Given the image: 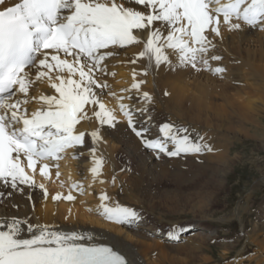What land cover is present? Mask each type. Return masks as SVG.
<instances>
[{
  "label": "snow or ice",
  "instance_id": "obj_1",
  "mask_svg": "<svg viewBox=\"0 0 264 264\" xmlns=\"http://www.w3.org/2000/svg\"><path fill=\"white\" fill-rule=\"evenodd\" d=\"M222 25L228 31L241 30L242 25L264 31V0H0V186L22 195L20 186L39 187L47 200L45 185L36 184L37 165L45 179L55 167L58 179L63 154L85 146L86 136L93 145L88 149L90 171L93 180L98 179L106 163L96 155L101 129L115 127L118 121L103 100L109 86L98 82L96 73H106L108 61L119 56L120 49L142 45L130 62L146 60L144 76L165 66L173 72L205 70L224 78L226 68L210 64L222 59L213 52ZM136 75L133 70L134 81ZM142 83L131 86L142 106L134 111L120 103L119 108L145 148L169 157L213 151L203 136L194 139L188 128L172 123H161L159 135L150 138V128L135 114L147 113V123L151 122L148 105L153 98L140 92ZM40 86L54 94H42ZM32 104L39 107L30 110ZM86 106H92L91 116ZM92 117L99 123L95 130L77 128ZM115 180L113 176V184ZM72 188L84 193L82 184L73 183ZM62 199L72 202L75 196L70 191L52 197ZM99 201L97 214L106 221L140 227V212L110 202L106 193ZM30 221L29 216L0 217V264H134L90 234L66 233L56 225ZM186 230L171 227L167 239L179 242Z\"/></svg>",
  "mask_w": 264,
  "mask_h": 264
},
{
  "label": "bare ground",
  "instance_id": "obj_2",
  "mask_svg": "<svg viewBox=\"0 0 264 264\" xmlns=\"http://www.w3.org/2000/svg\"><path fill=\"white\" fill-rule=\"evenodd\" d=\"M221 31L222 36L214 39L216 48L213 52L222 59L210 61V64L212 67H225L224 78L213 76L205 70L173 72L165 66L152 70L155 74L144 76L141 73L146 60L137 59L136 64L130 62L138 57L143 46L132 45L120 49L119 56L108 61L107 72L96 73L98 82L109 86L104 91L103 100L106 107L115 113L118 121L115 127L105 125L101 129L102 141L96 146V155L103 156L106 161L101 176L93 180L90 171L93 165L88 154V149L93 145L90 136H86L85 146L69 150L59 161L58 179L55 167H50L51 178L45 179L39 175L40 165H37V172L34 174L36 184L45 185L49 193L47 200L39 187L29 190L20 186L25 193L22 195L0 186V197H3L0 200V217L29 216L32 223L56 225L58 230L66 233L75 231L90 234L96 242L113 247L133 260L134 264H166L168 261L171 264L208 262L210 258L200 254L210 249L205 243L207 238L204 239L203 236L209 234V237H215V231L205 227L206 219L203 217L194 220L189 226V231L181 233L180 241L183 243L178 244L170 242L167 232L155 227L144 216L138 229L135 226L129 228L106 221L97 214V209L99 196L104 193L111 198L110 202L118 201L124 206L140 205L139 195L145 185L159 182L166 177L172 180L185 178L188 181L201 171L214 174L218 170L221 171L222 183H225L228 174L226 168L234 157L231 153L235 141H242V136L249 134L248 126L264 125V31L246 25H242V29L237 31H228L227 27L222 25ZM143 39L147 40L146 34ZM133 70L137 73L135 81ZM141 81L144 83L140 92H148L153 98L152 103L148 105L151 122L147 123V113L140 115L136 111L135 114L138 121L145 122V126L150 128V138L159 135L161 123H172L188 128L194 139L196 136H203L213 151L169 157L145 148L141 139L128 127L127 120L119 108L120 103L134 111L142 106L136 90L131 88L134 82ZM39 90L42 94H54V90L47 86H40ZM119 97L125 99L121 101ZM28 107L32 110L39 106L32 104ZM91 107L86 106L90 116ZM96 110H99L98 107ZM97 127L99 123L94 117L77 125L80 131L86 133ZM236 157L239 158V155ZM28 172L32 174L30 169ZM113 176L116 178L114 184ZM100 180L104 183L101 184ZM73 183L82 184L84 193L80 194L78 189H73ZM70 191L75 196L74 201L52 200L53 196H66ZM240 211V207L236 208L231 216L241 221ZM263 234L264 225L259 231L255 229L251 234L245 233L248 243L257 242V264H264ZM231 249L230 246L225 248L224 255ZM170 251L173 253L170 254ZM182 254L183 256H180Z\"/></svg>",
  "mask_w": 264,
  "mask_h": 264
},
{
  "label": "rangeland",
  "instance_id": "obj_3",
  "mask_svg": "<svg viewBox=\"0 0 264 264\" xmlns=\"http://www.w3.org/2000/svg\"><path fill=\"white\" fill-rule=\"evenodd\" d=\"M262 126H248L249 134L242 136V141H235L231 153L234 157L226 168L228 174L225 183H222L221 171L218 170L214 174L201 171L188 181L185 178L186 181L166 177L159 182L146 184L139 195L141 204L127 207L140 212L155 227L165 232L178 226H186L184 228L189 231L194 220L203 217L206 219L205 227L215 231L213 239L209 234L203 236L207 238L205 243L210 246V249L200 253L210 258L204 264H257V242L248 243L245 233L251 234L255 229L259 231L264 225ZM236 155L239 158H235ZM238 207L241 208V221L231 216ZM229 246L232 249L224 255L225 248ZM166 264L171 263L168 261Z\"/></svg>",
  "mask_w": 264,
  "mask_h": 264
}]
</instances>
